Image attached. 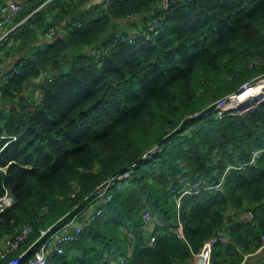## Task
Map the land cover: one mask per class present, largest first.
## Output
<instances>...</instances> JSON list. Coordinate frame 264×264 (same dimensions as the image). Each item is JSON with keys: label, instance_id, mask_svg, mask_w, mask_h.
Segmentation results:
<instances>
[{"label": "trees", "instance_id": "1", "mask_svg": "<svg viewBox=\"0 0 264 264\" xmlns=\"http://www.w3.org/2000/svg\"><path fill=\"white\" fill-rule=\"evenodd\" d=\"M91 1L27 0L16 16L24 21L9 39L25 57L2 84L0 198L14 200L0 214V243L32 230L0 264L123 172L105 212L48 264H194L220 230L211 264H244L264 237V102L222 119L196 114L264 77V0H177L168 10L114 0L80 12ZM160 17L163 30L146 38ZM124 20L138 27L134 43L116 41L130 32ZM49 28L57 34L41 44ZM45 71L42 95L27 94Z\"/></svg>", "mask_w": 264, "mask_h": 264}, {"label": "built area", "instance_id": "2", "mask_svg": "<svg viewBox=\"0 0 264 264\" xmlns=\"http://www.w3.org/2000/svg\"><path fill=\"white\" fill-rule=\"evenodd\" d=\"M50 1V0H48ZM104 3L108 4L114 0H103ZM177 0H163L162 8L163 10H168ZM22 8V3L18 0H10L7 5L1 7L0 13V30L5 28L9 23L15 21L17 14ZM24 19L21 21H16V23L5 30L2 38L6 39L11 35H15L18 32L19 27L22 25ZM164 28L163 17L156 19L155 21L149 23L147 32L144 34L146 38H150L152 35H158ZM57 34L56 28H49L47 35L50 37H55ZM138 32L130 31L127 33H122L117 37L116 41H126L134 43L137 41ZM95 53V49L92 50ZM21 66V64L19 65ZM19 72V68L16 67L13 73L0 79V104L3 101V91L2 84L4 81L12 77V75ZM49 80H52L50 78ZM259 83L263 84V88L260 91H255L253 94L249 93L257 86ZM261 102H264V77H257L249 82L243 84L239 90L230 93L211 104L205 111L197 113L196 116L200 118H207L211 114L213 109L214 114L219 119L224 118L228 115L233 114H244L251 112L255 106ZM159 148L155 147L151 150L155 153ZM260 151H252L253 158L250 162L242 164L239 168L244 167L246 164H253L255 158L259 155ZM148 154L144 156L147 158ZM129 176V172H123L118 176L112 177L102 185H100L95 193L89 198L84 205L77 206L72 212L67 213L62 217L57 223L41 230V235L37 240L31 245L21 255L12 258L6 264H21L26 253L32 249L31 255L27 258V264H48L50 259L54 255H61L65 252V247L78 240L87 223L95 221L99 216H101L106 209L107 203L113 200V194L111 193V188L119 186V182L123 181ZM224 177L222 178V181ZM216 189L220 187V184L214 186ZM13 197L7 191L6 194L0 198V214L4 212L5 208L13 203ZM143 218L148 225V230L150 228V213L145 211L143 213ZM32 227L30 225L24 226L15 236L6 237L0 243V262L6 259L9 252L18 248L19 244L27 239ZM224 230H220L216 236L210 238L205 242L202 249L195 257L199 259L197 264H211L213 247L218 240L225 241ZM154 238H152V241ZM264 249V237L263 243L259 249L262 251Z\"/></svg>", "mask_w": 264, "mask_h": 264}, {"label": "crops", "instance_id": "3", "mask_svg": "<svg viewBox=\"0 0 264 264\" xmlns=\"http://www.w3.org/2000/svg\"><path fill=\"white\" fill-rule=\"evenodd\" d=\"M10 0H0V13H1V7L3 5H7ZM22 5H24L27 0H18ZM103 0H92L89 2L85 7H83L81 11L88 10L89 8H92L98 4L103 3ZM79 13V12H78ZM21 21V20H20ZM127 20L121 21L120 24V31H122V28L127 31H135L138 29L137 26L133 25V20ZM16 23V20L9 23L5 28H2L0 30V79L5 78L6 76H9L12 74V71L18 66L17 64L20 62L22 57H25V52L20 51L18 49V43L13 42V38L7 37L6 39L2 38L5 30H7L9 27L13 26ZM124 23V24H123ZM42 41L41 44L44 43L47 39L53 40L52 37L49 35H42L41 36ZM50 72L45 71L42 72L41 75L36 78L34 81H31L30 84L27 86L25 92L27 94H33L35 97H40L42 95L41 91V84H44L47 78L50 76ZM151 222V220H150ZM155 220L152 219V222L150 223L149 231L155 227ZM264 254V249L262 251H259L257 254H255L252 258H250L248 261H246L244 264H251L252 262L256 261L258 258H260L261 255ZM199 259L195 257L194 264H197Z\"/></svg>", "mask_w": 264, "mask_h": 264}, {"label": "bare ground", "instance_id": "4", "mask_svg": "<svg viewBox=\"0 0 264 264\" xmlns=\"http://www.w3.org/2000/svg\"><path fill=\"white\" fill-rule=\"evenodd\" d=\"M263 88V84L259 83L255 88L250 92V95L253 94L255 91H260Z\"/></svg>", "mask_w": 264, "mask_h": 264}, {"label": "rangeland", "instance_id": "5", "mask_svg": "<svg viewBox=\"0 0 264 264\" xmlns=\"http://www.w3.org/2000/svg\"><path fill=\"white\" fill-rule=\"evenodd\" d=\"M249 95H250V93H249Z\"/></svg>", "mask_w": 264, "mask_h": 264}]
</instances>
